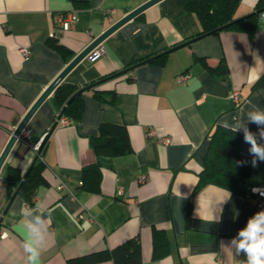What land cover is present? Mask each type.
<instances>
[{
    "label": "crops",
    "instance_id": "1",
    "mask_svg": "<svg viewBox=\"0 0 264 264\" xmlns=\"http://www.w3.org/2000/svg\"><path fill=\"white\" fill-rule=\"evenodd\" d=\"M146 1L0 0V154L28 109L67 63ZM257 3L241 0L234 18L256 11ZM69 10L79 20L58 38L73 52L67 60L50 42L56 41L51 33L58 29L59 13ZM201 29L198 16L185 9L182 0H161L110 34L102 43L106 52L95 59L84 58L63 82L84 86L182 44ZM22 47L30 49L28 57L20 51ZM199 57L212 67L224 59L227 72L212 74ZM181 73L190 74L187 81L177 80ZM95 89L103 91L107 101L86 90L81 120L58 122L50 134L42 152L46 183L39 187L34 204L18 195L7 211L0 228V264H26L23 223L32 218L27 213L43 214L48 225L38 264H69L71 258L113 248L137 236L143 264H239L245 260L243 254L228 253L221 244L230 243L264 206L257 205L254 195L218 185L195 188L207 154L208 133L215 124H234V117L246 122L252 105L264 110V21H259L252 37L223 29L171 50L163 61L141 63L108 78ZM233 89L239 90L238 102L231 98ZM51 96L28 124L34 141L57 120ZM103 122L125 126L130 152L96 153L90 137ZM247 126L258 132L254 123ZM240 132V150L251 156ZM164 138L169 142L161 143ZM36 153L23 141L11 150L0 173V216L12 190L6 165L25 172ZM97 162L102 173L98 193L81 188L83 168ZM141 175L144 181L139 180ZM249 185L264 187V162L253 167ZM156 231L164 234L166 243V254L160 258H154Z\"/></svg>",
    "mask_w": 264,
    "mask_h": 264
},
{
    "label": "trees",
    "instance_id": "2",
    "mask_svg": "<svg viewBox=\"0 0 264 264\" xmlns=\"http://www.w3.org/2000/svg\"><path fill=\"white\" fill-rule=\"evenodd\" d=\"M182 1L185 9L196 13L201 22V31L193 37L197 39L198 37H203V34L214 31L217 28L225 26L235 20L234 12L241 2V0ZM257 10L259 13H254L223 29L243 31L252 37L259 25L260 14L264 11V0H258L256 5V11ZM218 31H214L213 33ZM50 43L65 59L68 60L72 57V50L59 43L58 39ZM166 50L154 55H147L134 64H138L156 55L158 56L147 62L163 61L170 52L165 53ZM197 59L202 61L214 75H224L227 72V64L224 59H222L215 67L210 66L203 57H199ZM116 73L114 72L107 76H103L99 80L93 81L84 86L62 82L51 96L57 109L58 122L60 120L58 119V116L67 104L69 98L85 86H91L94 84L89 88L93 90V95L101 101H107V98L104 96V92L95 88L102 81L115 77L114 74ZM84 92L76 95L74 99L66 105V109L61 117L67 116L76 124L81 120L85 106ZM241 141L242 133L240 131L234 133L229 128H225L222 124H215V126L208 133L207 154L203 169L199 174L195 191H198L209 184H214L229 189L235 193L245 195L249 193V184L253 169L251 162L253 157L241 152ZM90 143L97 154L120 155L132 150L127 130L124 125L120 124L107 122L101 123L98 128V133L90 137ZM42 152L36 160L18 194L21 195L25 201L29 203V205L34 204L39 187L46 183L43 174L45 170V163L43 161ZM5 172L7 178L12 184V190L10 191L12 196L13 192L21 182L25 172H22L18 166L12 164L6 165ZM101 177V167L98 162L85 166L83 168L81 188L96 193L100 192ZM155 234L154 258H160L166 254V243L162 232L156 231ZM104 260H112L114 264H143L142 248L139 237L130 238L113 248L94 251L76 258H71L69 259V264H93Z\"/></svg>",
    "mask_w": 264,
    "mask_h": 264
},
{
    "label": "clouds",
    "instance_id": "3",
    "mask_svg": "<svg viewBox=\"0 0 264 264\" xmlns=\"http://www.w3.org/2000/svg\"><path fill=\"white\" fill-rule=\"evenodd\" d=\"M247 120L234 117L235 123H225L224 127L234 133L243 132L244 142L250 145L249 154L253 157L252 166L256 167L258 162H264V110L256 105L246 113ZM254 123L258 132H252L247 124ZM254 191H256L254 189ZM231 193H227L230 199ZM32 218L24 221V241L22 243L23 253L26 256V264H38L41 252L45 248L48 239V225L45 224L43 214L27 213ZM219 217L215 216L214 221ZM221 248L235 256L243 254L246 259L239 261V264H264V210L258 211L247 221L244 228L240 229L237 236L231 239L230 243L222 242Z\"/></svg>",
    "mask_w": 264,
    "mask_h": 264
},
{
    "label": "water",
    "instance_id": "4",
    "mask_svg": "<svg viewBox=\"0 0 264 264\" xmlns=\"http://www.w3.org/2000/svg\"><path fill=\"white\" fill-rule=\"evenodd\" d=\"M161 0H147L146 2L142 3L140 6H138L137 8L133 9L132 11L128 12L125 16H123L122 18H120L118 21L114 22L110 27H108L104 32H102L100 35H98L97 37H95L81 52H79L76 56H74L68 63L67 65L62 69V71L54 78V80L44 89V91L42 92V94L36 99V101L32 104V106L28 109V111L26 112V114L24 115V117L22 118V120L19 122V124L16 126V128L12 131L11 136L9 138V141L7 142L6 146L4 147V149L2 150L1 154H0V173L1 170L11 152V150L13 149V147L15 146V144L17 142L20 141V136L23 132V130L28 126L30 119L32 118V116L35 114V112L38 110V108L47 100V98H49L55 91V89L63 82V80L65 79V77L68 75V73L80 62L82 61L84 58L89 57L90 53L97 48L100 44L103 43V41L110 35L112 34L114 31H116L118 28H120L121 26H123L125 23L129 22L130 20L134 19L136 16H138L139 14H141L142 12H144L147 8L151 7L152 5L156 4L157 2H159ZM254 13H259V11H254L252 13H250L249 15L242 17V18H238L233 20L232 22L226 24L225 26H222L220 28H217L214 31H218L220 29H223L239 20L245 19L246 17L254 14ZM214 31H210L207 32L205 35L211 34ZM199 38V37H198ZM197 38H193L191 40H187L186 42L179 44L177 46H174L168 50L165 51V53L176 49L180 46H183L193 40H195ZM158 56V55H156ZM150 57L138 64H134L131 65L127 68H125L124 70H121L119 72H117L116 74H114V76L120 75L124 72L129 71L130 69H133L134 67H136L137 65L143 63V62H147L149 60H151L152 58L156 57ZM94 85V84H92ZM91 85V86H92ZM90 85L85 86L83 88H81L80 90H78L75 94H73L69 100L67 101V104H69L76 95H78L81 92H84L86 90H88L90 87ZM66 104V105H67ZM66 105L64 106L63 110L61 111L60 115L58 116V119H60V117L63 115L65 109H66ZM58 124V120L54 122V124L51 126L50 130L44 135L41 144H40V148L37 151L34 159L32 160L31 164L29 165V167L27 168V170L25 171L23 178L21 180V182L19 183V185L17 186V188L15 189V191L13 192L11 198L9 199L5 209L3 210L2 215L0 216V228L3 225V220L5 215L7 214V211L9 210L10 206L12 205L13 201L15 200V198L18 196L19 191L24 183V181L26 180L28 174L30 173L32 167L34 166L36 160L38 159V157L40 156L43 148L45 147V144L47 143L50 134L52 133V131L55 129V127Z\"/></svg>",
    "mask_w": 264,
    "mask_h": 264
},
{
    "label": "built area",
    "instance_id": "5",
    "mask_svg": "<svg viewBox=\"0 0 264 264\" xmlns=\"http://www.w3.org/2000/svg\"><path fill=\"white\" fill-rule=\"evenodd\" d=\"M78 20H79V16L77 15V13L74 10H69V11L59 13L58 20H57V28L58 29L55 32L51 33V38L57 40L60 37L61 32L65 31V30H69L70 28H73ZM260 20L264 21V11L261 12V14H260ZM20 51L22 52V54L25 57H28L30 55V49L27 47L20 48ZM105 52H106L105 47L102 44H100L97 48H95L90 53L89 57L91 59H95V58H98L99 56L103 55ZM189 77H190L189 73H181L177 76V80L179 82H185V81H187V79ZM231 98H233L236 102H238L240 100L239 90L233 89L231 92ZM59 122H61V124H64V125L69 124L70 118L67 116H63L60 118ZM151 134H153V132H151ZM43 137H41L37 141H34L32 138V129L27 126L23 130V132L20 136V141L25 142L29 146V148H31L32 150L37 152L40 148V144H41ZM160 142L161 143H168L169 138H164ZM144 179H145V175H141L139 178L140 181H144ZM254 189L256 191H254ZM246 195H251V196L254 195L256 197L257 205L260 208L264 206V187L250 188L249 193H247ZM80 217H82V214L80 215Z\"/></svg>",
    "mask_w": 264,
    "mask_h": 264
}]
</instances>
